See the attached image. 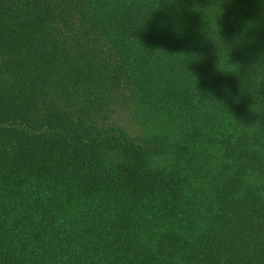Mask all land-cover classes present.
<instances>
[{
  "label": "trees",
  "instance_id": "obj_1",
  "mask_svg": "<svg viewBox=\"0 0 264 264\" xmlns=\"http://www.w3.org/2000/svg\"><path fill=\"white\" fill-rule=\"evenodd\" d=\"M261 152L264 0H0V264H264Z\"/></svg>",
  "mask_w": 264,
  "mask_h": 264
},
{
  "label": "clouds",
  "instance_id": "obj_2",
  "mask_svg": "<svg viewBox=\"0 0 264 264\" xmlns=\"http://www.w3.org/2000/svg\"><path fill=\"white\" fill-rule=\"evenodd\" d=\"M249 132L255 134V125L249 127ZM260 155L264 157V152H261ZM238 184V195L240 197L245 196L247 193H253L264 200V169L258 167L242 169L238 175Z\"/></svg>",
  "mask_w": 264,
  "mask_h": 264
}]
</instances>
